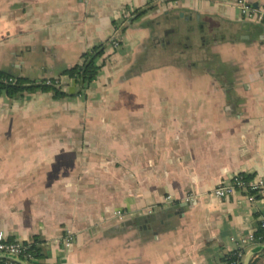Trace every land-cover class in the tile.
Returning <instances> with one entry per match:
<instances>
[{
	"label": "crops",
	"instance_id": "crops-1",
	"mask_svg": "<svg viewBox=\"0 0 264 264\" xmlns=\"http://www.w3.org/2000/svg\"><path fill=\"white\" fill-rule=\"evenodd\" d=\"M240 2L264 11V0H0V69L65 93L0 95L8 240L36 238L42 264H224L261 244L239 242L257 231L264 192H213L234 174L264 177V24ZM170 15L208 40L156 55L151 31ZM116 31L119 47L76 94L65 71Z\"/></svg>",
	"mask_w": 264,
	"mask_h": 264
},
{
	"label": "trees",
	"instance_id": "trees-1",
	"mask_svg": "<svg viewBox=\"0 0 264 264\" xmlns=\"http://www.w3.org/2000/svg\"><path fill=\"white\" fill-rule=\"evenodd\" d=\"M141 12L142 11L140 10L137 13ZM107 41L93 47L89 51L83 52L81 55V62L75 64L65 71V74L72 78L78 87L76 94L86 89L89 83L96 77L100 67L98 60L105 57V46ZM37 90L53 91L55 97H61L65 95V93L60 90L59 85L56 86L53 81H51V83H47L46 79L40 81H31L13 73L10 70L0 69V95L5 93L9 97H13L18 94H23L25 92H35ZM37 243L38 240L36 238H33V240L30 242H24V244L27 245L25 253L30 254L33 258L32 260H28L29 264H42L40 260L43 256L37 246ZM243 254L244 249L242 247L231 251L225 256L224 264H241ZM263 254L264 250L256 257H259ZM21 258L25 259V256L21 255ZM252 261L249 264H252ZM0 264L12 263L7 260L0 259Z\"/></svg>",
	"mask_w": 264,
	"mask_h": 264
},
{
	"label": "built area",
	"instance_id": "built-area-1",
	"mask_svg": "<svg viewBox=\"0 0 264 264\" xmlns=\"http://www.w3.org/2000/svg\"><path fill=\"white\" fill-rule=\"evenodd\" d=\"M241 12L248 17L250 20L255 22H260L264 24V11H255L251 10L248 5L240 2ZM120 45V37L117 35V31L114 35H112L105 46V49L112 48L116 49ZM47 83H51L50 80H47ZM56 86L59 85V81L53 82ZM244 192L246 194L252 193H263L264 192V177L258 178H246L242 174H234L231 176L229 180L223 181L215 186L213 192L217 197H226L234 194L235 192ZM252 198V197H249ZM114 214L121 218V211H114ZM72 235L67 234L63 240V246L65 248H70L72 245ZM255 242H259L261 244L264 243V216H262L259 220L258 229L255 233H250L246 237L240 239L241 246L254 244ZM27 245L18 242V241H10L6 238L5 233L0 231V253L9 254L12 256H17L21 258V255L25 256L24 261L28 262V260H32V256L28 253H25ZM22 259V258H21ZM29 263V262H28ZM16 264V263H12ZM239 264V263H232Z\"/></svg>",
	"mask_w": 264,
	"mask_h": 264
},
{
	"label": "water",
	"instance_id": "water-1",
	"mask_svg": "<svg viewBox=\"0 0 264 264\" xmlns=\"http://www.w3.org/2000/svg\"><path fill=\"white\" fill-rule=\"evenodd\" d=\"M191 21L192 20H190L189 18L181 20V21H177L170 15L169 18L167 19V26H168V29H173L175 31V34L171 35L169 40L173 43L175 41H178V39L181 40V38L183 39L188 38V35L185 32L189 31L188 29L186 30V28H187V24L190 23ZM195 36L196 35H193V38H192L193 41H195V39L197 38ZM207 38L208 36L205 37V41ZM263 250H264V243L253 246L252 248L248 249L243 256V260L241 264H249L251 258L257 254H260ZM0 259L7 260V261H10L16 264H28L26 261H24L20 257L12 256V255L5 254V253H0Z\"/></svg>",
	"mask_w": 264,
	"mask_h": 264
},
{
	"label": "flooded vegetation",
	"instance_id": "flooded-vegetation-1",
	"mask_svg": "<svg viewBox=\"0 0 264 264\" xmlns=\"http://www.w3.org/2000/svg\"><path fill=\"white\" fill-rule=\"evenodd\" d=\"M185 33L188 35V38L183 39L181 38V40L178 39V41L175 42H171L169 40L170 36L175 34V31L173 29H166L164 30L161 34H157L155 35L152 31H151V36L149 38V44H151L150 47H152L153 50L158 49V52H156V55L161 53V46H169L172 47L176 52H181L182 50H186L187 47H189L192 44V38L193 35H196L199 39V44L200 45H204L205 43V37L206 35L203 34V32H198V30H195V27L193 25H187V28ZM202 30V29H201ZM154 43L156 44V46H154ZM159 43V44H158ZM161 57V55H159ZM159 57V58H160ZM162 58V57H161Z\"/></svg>",
	"mask_w": 264,
	"mask_h": 264
},
{
	"label": "rangeland",
	"instance_id": "rangeland-1",
	"mask_svg": "<svg viewBox=\"0 0 264 264\" xmlns=\"http://www.w3.org/2000/svg\"><path fill=\"white\" fill-rule=\"evenodd\" d=\"M207 41V40H206ZM117 49V48H116ZM113 50H115V49H113Z\"/></svg>",
	"mask_w": 264,
	"mask_h": 264
}]
</instances>
